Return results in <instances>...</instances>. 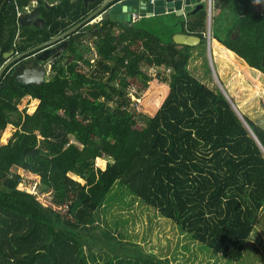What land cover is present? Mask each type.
I'll list each match as a JSON object with an SVG mask.
<instances>
[{
  "label": "trees",
  "instance_id": "16d2710c",
  "mask_svg": "<svg viewBox=\"0 0 264 264\" xmlns=\"http://www.w3.org/2000/svg\"><path fill=\"white\" fill-rule=\"evenodd\" d=\"M39 2L44 27L28 32L18 23L16 0H0V67L5 52L50 40L101 3ZM215 2L211 54L244 73L233 53L264 74V10L256 0ZM206 16L201 9L176 21L167 42L150 30L153 16L135 23L104 16L67 37L53 76L41 85L4 72L0 264H100L92 247L102 229L87 227L118 184L224 259L242 258L264 207V151L224 94L188 71L193 47L173 41L179 25L205 41ZM18 33L24 39L15 45ZM88 36L95 38L96 66L86 55ZM238 109L264 147V125ZM39 188L52 191L64 212L47 205ZM139 247L108 243L103 263L170 264Z\"/></svg>",
  "mask_w": 264,
  "mask_h": 264
},
{
  "label": "rangeland",
  "instance_id": "374dc122",
  "mask_svg": "<svg viewBox=\"0 0 264 264\" xmlns=\"http://www.w3.org/2000/svg\"><path fill=\"white\" fill-rule=\"evenodd\" d=\"M179 19L181 17L176 18L174 15L153 16L150 18L152 22L150 30L167 42L171 34L170 26ZM175 29H181L180 25L176 26ZM220 35H223V32ZM94 40L95 38L88 36L85 38V44L88 48L90 47L86 55L93 66H96L98 55L93 45ZM207 42L205 38V41L193 47L191 59H189L187 64L188 71L216 92H221L220 88L222 87L233 103L237 104H235L237 109L240 108L244 112V103L241 102L239 96L249 97L245 84L247 77L235 71L234 75L239 78L235 82V86L238 87L237 91L239 90L241 93H237L235 95L237 98H235L234 92L230 87L234 79L227 73L232 72L233 75L236 66L231 67L229 61L222 60L211 54ZM231 68H233V71ZM84 69H87V67ZM148 72L156 73L155 69L152 68L148 69ZM167 73L168 70L166 71ZM52 76L53 73L50 72L48 78ZM130 94L134 102L139 101L132 92ZM249 104V108H253V112L256 113L255 118L249 114L250 117L262 122L264 114H260V105L255 102L251 103V101ZM13 118H15V115H13ZM8 130L12 133L13 126H9L5 132L7 133ZM2 137L4 138V136ZM3 138L1 143L6 142ZM112 188L105 197L102 207L96 211L95 222L87 227L90 233L95 231L96 228L100 227L102 229V233L97 230L94 232V234L99 236L96 239L97 244L92 247V252L100 264H104L102 257L105 252H109L108 243L113 242L118 245L120 241L128 242V244H138L139 248L143 252L145 251L149 257L152 255L161 260H168L170 264H264V207L260 212L258 223L247 242L242 258L239 261H229L216 251L195 240L171 219L162 216L155 208L140 200L129 187L123 188L122 185L118 184L113 190ZM41 189H37L36 192L42 195L45 203L58 211L64 212V207L54 204L52 191ZM159 219L163 221L159 222ZM184 233L187 235L185 238L182 237ZM109 236H112L115 240L110 239ZM131 246L123 245L128 250H131ZM115 254V252L111 253V255Z\"/></svg>",
  "mask_w": 264,
  "mask_h": 264
},
{
  "label": "water",
  "instance_id": "95a60500",
  "mask_svg": "<svg viewBox=\"0 0 264 264\" xmlns=\"http://www.w3.org/2000/svg\"><path fill=\"white\" fill-rule=\"evenodd\" d=\"M85 6L89 3H94L98 0H83ZM102 3L92 11L85 19H83L78 24L69 28L65 32L52 37L50 40L45 41L25 52L14 54L15 51L5 52L3 57L6 61L0 67V78L4 72L12 71V78L22 84H32L41 85L45 81V68L43 66L44 62L49 61L51 58L58 57L65 52L68 41L67 37L77 31L84 24L97 18L100 14L108 12L112 20L116 19L118 21L128 22L132 18L133 12L138 9L143 10L142 15L146 17L175 13L178 16H190L196 14L201 9L205 8L206 0H99ZM17 5L24 8L25 12H21L18 16V23L21 26H28L32 23L38 27H43L45 21L41 18V6L37 4L36 0H16ZM259 2L264 6V0H259ZM43 5L49 7L50 4L48 0H43ZM210 31V30H209ZM173 41L177 44L187 45L194 47L201 43V38L195 35H190L186 33H175L173 35ZM209 50L211 52V40H207ZM39 49H43L41 54L35 57L25 58L31 55ZM24 58V59H23ZM262 66L264 67V59L262 61ZM221 92L228 99L240 119L244 122L245 126L249 130L250 134L255 138L259 146L264 151V147L254 134L253 130L250 128L246 120L243 118L240 111L237 109L236 105L230 99L228 94L224 89L220 88Z\"/></svg>",
  "mask_w": 264,
  "mask_h": 264
},
{
  "label": "crops",
  "instance_id": "0c3cea01",
  "mask_svg": "<svg viewBox=\"0 0 264 264\" xmlns=\"http://www.w3.org/2000/svg\"><path fill=\"white\" fill-rule=\"evenodd\" d=\"M58 2V0H54V2H53V0H48V2H49V4H50V7L52 6V5H54V4H56L57 2ZM209 1L210 0H206V2H205V5L207 6L208 4H209ZM257 2H258V4H259V7L261 8V10L263 11L264 10V6L259 2V0H256ZM96 2V1H95ZM94 2V3H95ZM101 3H102V1H101ZM100 3V4H101ZM90 4V3H89ZM99 4V5H100ZM211 5H212V7H213V10H212V18H211V23H210V25H208V19H207V17H208V12L206 11V14H207V16H206V32L207 31H209L210 30V32L212 31V22H213V16H215V15H217L218 14V12H219V10L217 9V4H216V2H215V0H211ZM206 6H205V10H206ZM94 11V10H93ZM23 12H25V10L23 11ZM22 12V13H23ZM136 12H138L140 15H142V13H143V10H140V9H138ZM105 13L106 12H104V13H102V14H100L97 18H95L94 20H97V19H100V18H102V17H104V15H105ZM107 15L106 16H109L110 17V15H109V13L107 12L106 13ZM163 15V14H162ZM164 15H174L176 18H178V17H181L183 20H187L188 19V17L187 16H184V15H182V16H178V15H176L175 13H169V14H164ZM157 16V15H156ZM143 17H146V16H143L142 15V18ZM111 19V18H110ZM112 20V19H111ZM132 20V19H131ZM131 20L130 21H128V22H126V23H132L131 22ZM93 21V20H92ZM113 21H118V20H116V19H114ZM118 22H121V21H118ZM123 22V21H122ZM208 28V29H207ZM173 30H175V31H177L176 33H182V32H180V31H178V29H175V27L173 28ZM192 50H193V48H192ZM192 50H191V56H192ZM232 56H233V58L235 59V61H237V62H239V64H240V66H241V68L243 69V72L244 73H241V74H243V75H245V77H247V81L245 82V84H246V89H247V91H248V93H249V97L247 98V97H244V96H239V99H241V102L242 103H244V110H245V112L249 115V114H251L252 115V117L253 118H255V116H256V113H254L253 112V108H249V103H250V101H251V103H253V102H255L256 104H259L260 105V108H261V112H260V114H264V74L263 73H261L260 71H258V70H256V69H253V68H250V67H248V65L245 63V61L244 60H242V59H240L239 57H237L236 55H234L233 53H232ZM218 58H221L222 60H227L225 57H223V56H221V57H218ZM227 61H229V60H227ZM230 62V61H229ZM230 65H231V67H234L235 65L233 64L232 65V63L230 62ZM222 67V66H221ZM231 70L233 71V68H231ZM235 71L237 72V73H240V72H238L237 71V67H235L234 68V72H233V75H232V72H229V73H227L230 77H232V79H234V80H232V82H231V84H230V87H231V89L233 90V92H234V97L235 98H237L235 95L238 93H240L239 92V90L237 91V89H238V87H236L235 86V82L236 81H238V77L237 76H235L234 75V73H235ZM245 86V85H244ZM241 94V93H240ZM249 98H251V99H249ZM238 101V100H237ZM249 102V103H248ZM250 116V115H249ZM259 116H261V115H259ZM260 123H262L263 125H264V117L262 118V122L260 121Z\"/></svg>",
  "mask_w": 264,
  "mask_h": 264
},
{
  "label": "flooded vegetation",
  "instance_id": "af4514ba",
  "mask_svg": "<svg viewBox=\"0 0 264 264\" xmlns=\"http://www.w3.org/2000/svg\"><path fill=\"white\" fill-rule=\"evenodd\" d=\"M36 2H37V4L40 3L39 0H36ZM23 11H24V9H23V10L21 9V12H23ZM106 13H107V12H106ZM106 13H105L104 16L107 15ZM39 24H40V22H37V25L34 24V23H32V24H30V25H28V26H23V27L27 28V29H28V32H31V31L38 30V29L44 27V26H43V27H38ZM23 39H24V37H22V36L20 35V33H18L17 36H16V38H15V42H14V44L17 45V44L20 43ZM41 43H43V42H41ZM41 43H40V44H41ZM37 45H39V44H37ZM37 45H35V46H37ZM35 46H33V47H35ZM33 47H32V48H33ZM29 49H31V48H29ZM29 49H27V50H29ZM27 50H25V51H27ZM42 50H43V49H39V50H37L36 52L32 53L31 55L26 56L25 58L35 57L36 55L41 54ZM10 51H12V50H10ZM14 51H15V50H14ZM25 51H23V52H25ZM19 53H22V52L15 51L14 54H19ZM62 55H63V53H62L61 55H59L58 57L51 58L50 60H55V59H57V58H60ZM23 59H24V58H23ZM47 63H48V61L43 63V66H44V68H45V80L48 79V76H49V74H50V72H51V71L48 72L49 69L47 68V67H48V66H47ZM50 70H51V69H50ZM5 72H6V71H5ZM9 72H10V71H9ZM11 74H12V73H11ZM3 75H4V74H3ZM3 75H2V76H3ZM2 76H1V78H2ZM1 78H0V80H1Z\"/></svg>",
  "mask_w": 264,
  "mask_h": 264
},
{
  "label": "built area",
  "instance_id": "2783aa9c",
  "mask_svg": "<svg viewBox=\"0 0 264 264\" xmlns=\"http://www.w3.org/2000/svg\"><path fill=\"white\" fill-rule=\"evenodd\" d=\"M151 1H153V0H151ZM212 10H213V7L211 5V0H210L209 4L206 6V11L208 12V17H207L208 25H210V23H211ZM18 14H21V10H20L19 7H18ZM141 18H142V15H140L138 12H133L132 18H131L132 19L131 22L135 23L136 21L140 20ZM205 38L207 40H211V32L210 31L205 32ZM52 63H53V60H49L48 63H47V66H49L48 67V69H49L48 72L51 71L50 69H51Z\"/></svg>",
  "mask_w": 264,
  "mask_h": 264
}]
</instances>
